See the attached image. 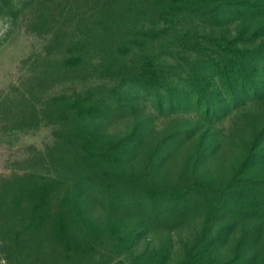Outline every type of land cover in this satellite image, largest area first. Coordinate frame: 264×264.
Wrapping results in <instances>:
<instances>
[{"label":"rangeland","instance_id":"rangeland-1","mask_svg":"<svg viewBox=\"0 0 264 264\" xmlns=\"http://www.w3.org/2000/svg\"><path fill=\"white\" fill-rule=\"evenodd\" d=\"M211 5L216 6V22L208 16L201 20L197 18L198 21H192L186 27L196 28L199 32L203 29L212 31L216 37L228 41L236 40L232 45H223L228 51L216 49V54L213 51L196 54L169 50L162 46L164 39L160 36H166L173 29L163 26L146 29L156 34H152L153 38H140L138 47L135 46L136 53L129 55L152 52L158 55L157 60L173 62L174 59L175 68L170 72L173 75L167 79V85L143 88H159L160 94L166 90L173 97L184 95L183 104L171 111L166 106V99L159 109L155 104V91L140 89L134 102L124 103L126 105L120 108L113 106L111 111L105 107L98 115L100 118L79 124L66 112V106L52 100L62 95L69 97L89 86L104 90L124 89V96H129V92L138 87L131 88L117 78L111 80L116 77L113 73L96 72L89 65L86 71L76 73L72 79L67 78L69 74H60L61 54L70 55L71 48L59 47V41L49 40L50 36L39 31L37 16L33 14L34 2L0 0L1 195L13 198L15 192V198L23 202L25 177L49 178L52 171L58 172L63 186L78 180L87 187L144 186L151 182L184 194L182 202L186 205L182 204L183 207L175 208L169 216L158 220L144 215L149 230L136 245H132L131 252L119 253L116 244L106 239L95 243L104 257L103 264H132L138 255L151 252L154 247L166 250L169 264L180 262L184 251L193 248L196 251L207 249L216 264L236 259L237 264H264V213L244 211L241 204L243 198L249 196L264 202V0H214ZM101 46L87 41L79 43V47H85L84 53L94 56L101 53ZM239 50L247 52L234 53ZM129 56L128 60L134 58ZM239 64L244 69L241 77L245 91L251 92V86L256 82L257 95L249 93L243 98L245 93L239 91L243 104L218 121L209 123L210 120L203 116L205 103L211 95L201 94L198 90L207 89L215 95L216 82L221 78L235 81L233 72L240 71ZM193 71L198 74L197 78ZM212 100L220 102L217 91ZM85 124L89 125L85 131V147L78 144L73 151L65 135ZM133 126H136L134 141L128 148L121 140L127 139ZM260 132L262 135L257 139ZM189 134L192 135L187 139ZM81 135L82 132L77 136L74 133L73 139L80 142ZM248 155L253 165L241 167ZM119 194L118 191L106 196L111 200ZM170 195L168 193L165 199ZM96 200L105 201L103 197ZM143 200L140 205L145 202ZM165 201H162V208L169 209L171 205L167 206ZM96 202H86L84 218L99 226L101 232L109 223L116 226L117 232L122 231L123 228L117 225L122 219L118 221V215L110 217ZM12 205L13 201L1 203L0 214L14 215L21 210ZM134 209L124 212L123 218L128 224L130 214L139 210ZM73 221V226L78 221L75 228L79 236L85 238L84 234L94 233V228H87L83 219L73 217ZM260 222H263L262 226ZM80 230L81 234L78 233ZM219 232H230L228 243L223 245L216 241V245L210 246L212 237ZM0 234L6 237L8 232L2 228ZM122 235L124 237L125 231ZM46 244L49 253L38 263L33 262L31 255L17 258L9 243V253L2 247L4 245H0V264H60L57 245L51 240ZM141 262L142 259L138 264Z\"/></svg>","mask_w":264,"mask_h":264},{"label":"trees","instance_id":"trees-1","mask_svg":"<svg viewBox=\"0 0 264 264\" xmlns=\"http://www.w3.org/2000/svg\"><path fill=\"white\" fill-rule=\"evenodd\" d=\"M28 1H33L36 6L33 14L37 16L38 25L36 27H38L39 31L45 36H50L49 40L59 41V47L71 48L69 50L70 55L61 54L60 74H69L67 78L72 79L76 73L86 71L85 69H88L87 66L89 65L93 71L113 73L116 77H112L111 80L117 78L121 80L120 83H127L131 88L138 87V89L128 91L129 96H124V89L121 91L118 88L104 90L96 86H89L76 91L69 97L62 95L59 99L54 98L52 100L53 103L60 102L62 106H66V112L79 124L100 118L98 115L105 107L108 111H111L114 109L113 106L118 105V108H120L124 103L134 102L139 97L140 89L145 92L149 89L155 91L153 93L157 95L155 104L159 109H162L166 99H168L166 106L171 111L174 110L173 108L183 104L182 102L186 98L184 95L173 97L166 90L160 94L157 92L159 88H143V86L167 85V79L173 75L170 72L175 68L174 59H172L173 62L163 61H168V59L157 60L158 55L152 52L132 56L134 58L129 56L136 53L135 49L137 48L135 46L138 47L140 38L143 40L146 37L153 38L152 34H156L146 29L163 26L170 30L173 29L166 36H160L164 39L162 46L169 50L177 49L181 53L194 52L202 54L213 51L216 54V49L218 52L228 51L223 45H232L236 42L233 39L228 41L223 37H216V34H213L212 31L205 32L203 29V32H199V30L196 31V28L186 27L193 23L192 21H198L197 18L201 20L208 16L209 19L216 22V6H210L211 3H214V0ZM184 27L186 28L184 29ZM83 41H87L89 44H102V50L99 49L101 53L97 56L91 53H84L83 49L85 47H79V43ZM133 50L134 53H132ZM244 52H247V50L234 51L236 54ZM163 54L165 56L168 55L167 52ZM258 54H261V52H258ZM128 56L132 59L128 60ZM221 59L223 60V58ZM239 68L240 71L233 72L235 81L230 82L221 78L220 82H216V91L221 96L220 102L216 103V101L212 100L216 98V91H214L215 95H213L207 89L198 90L201 94L205 92L213 97L210 96L212 99L208 97L204 106L205 113L203 118L210 120L209 123L218 121L227 115L230 110L243 104L244 99L238 94L239 91L245 93L243 98L245 95L248 96L249 93H251V96L257 95L258 83L256 82L251 86V92L245 91L246 86H244V79L241 77L244 74V69H241V64H239ZM192 73L197 78L198 74L194 71ZM122 76L126 78H119ZM197 102H200V100ZM209 114L211 115L210 117H208ZM87 129H89V125L75 128L72 133L69 130L68 134L65 135L73 151H75L78 144L83 148L85 147L84 139ZM135 131L136 126H133L127 139L121 140L127 147L133 144ZM81 132L80 142L76 138L73 139L74 133L77 136ZM191 135L189 134L187 139ZM260 135H262L261 132L256 135V138L258 139ZM250 157L248 155L243 160L241 167L247 168L253 165V162L249 161ZM28 176L30 175H27L24 179V185H21L23 193L22 191L20 193L24 194L22 196L24 197L23 202L15 198L17 195L15 192L13 193V198L8 195H1L0 192V204L13 201L12 208L21 209L14 215L0 214V229L4 228L8 232L6 237L0 234V245H4L2 247L5 248L6 253H9L11 250L7 248V243H9L14 249L17 258L20 259L21 256L31 255L33 262L37 263L45 259L46 254L49 253L48 246L45 243L51 240L57 245L60 264H66V261L69 264H91L93 261H95V264H103L104 257L99 253L95 243L106 239L113 241L117 245L114 244L119 253L131 252L130 248L136 245L137 240L149 230L147 222L143 220L144 215L158 220L161 219L160 217L172 213L175 208H181L186 205V203L182 202L184 194L175 192L173 189L160 188L152 185L151 182H147L144 186L143 184L140 186L131 184L121 187L113 185L107 187L91 185L87 187L78 180V182L71 185L63 186L59 182L58 172L55 171H52L49 178L46 176L40 178L37 175ZM118 191L120 192L118 196L113 197L111 200L107 199L106 195L114 194ZM168 193L171 195L169 199H165ZM98 197H103L105 201L98 202L96 200ZM142 199L145 201L144 205L142 203L140 205ZM243 199L241 204L245 209L244 211H250L254 214V211L259 210L264 213V202L254 196ZM89 200L100 203L101 208L110 214V217L118 215L119 217L116 219L118 221L122 220L117 225L123 230L117 232L116 226L109 223L106 230L101 232L99 226L94 225L92 221L86 220L83 209ZM163 200H166L165 204L167 206L171 205L169 209L162 208ZM2 207H4V204ZM134 207L133 211H136L137 208L139 210L130 214V224H128L126 219L123 218L124 212ZM259 216L263 215L260 214ZM73 217L83 219L87 228H94V233L92 235L90 233L84 234L85 238L79 236L77 228H75L78 225V221L73 226L75 222ZM260 225L262 226L263 222H260ZM257 229L261 231L260 228ZM123 231H125L124 237L122 235ZM78 233L81 234V230ZM229 235L230 232L225 234L215 233L209 245H216V241H221L224 245L228 243ZM183 255V259L176 264H216V259H212V253L207 249L196 251V248H193L185 250ZM141 259V264H169L168 254L163 247L158 249L154 247L151 252L144 251L135 258L132 264H138ZM222 264H237V259Z\"/></svg>","mask_w":264,"mask_h":264}]
</instances>
